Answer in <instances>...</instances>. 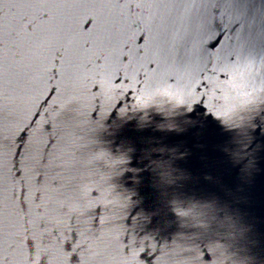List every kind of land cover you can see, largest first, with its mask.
Returning <instances> with one entry per match:
<instances>
[{
  "label": "water",
  "instance_id": "95a60500",
  "mask_svg": "<svg viewBox=\"0 0 264 264\" xmlns=\"http://www.w3.org/2000/svg\"><path fill=\"white\" fill-rule=\"evenodd\" d=\"M119 3L126 8L125 0ZM157 4L174 7L168 10ZM185 10L187 22L174 26L172 19ZM142 16L132 18L135 24L123 22L132 25L126 36L119 37L128 39L121 49L125 54L135 48L129 39L133 33L145 37L137 36L138 46H148L129 56L131 65L121 56L127 71L110 75L114 53L108 49L103 50L110 55L107 67L104 60L100 67L92 62L101 47L83 52L74 46L66 53V70L73 78L69 83L96 88L91 104L92 111L99 106L97 115L91 114L87 96L76 111L75 104L66 106L53 89L46 96L47 86L37 81V99L28 106L24 122L29 123V136L31 127L39 130L40 149L48 140L41 162L51 160L48 154L56 144L66 143L79 177V192L69 194L73 203L68 211L86 217L90 207L99 205V211L90 210L93 227H98L103 213L115 241L126 236L129 244L145 249L143 261L137 254L130 264H264V0H143ZM155 39L162 50L168 49L171 59L155 63L161 51L153 48ZM145 52L152 57L148 62ZM237 72L243 73L239 82L246 88L261 91L251 103L230 113L225 123L216 112L223 107L224 90L230 89L231 76ZM5 79L0 59V97ZM8 88H12L10 79ZM163 90L174 96L163 95ZM143 96L150 97L146 105L141 103ZM177 97L182 103L176 102ZM117 101V108L108 107ZM0 133L7 134L2 124ZM26 140L23 131L16 137L17 154L9 155V167L12 159L14 164L21 159ZM31 168L29 191L33 195L39 191L40 198L29 207L33 213H47L48 223L36 229L40 240L30 252L31 260L23 264H40L42 259L56 264L53 233L63 240L70 232L57 231L50 221L56 215L58 177L53 167L39 163V153ZM11 188V179L0 170V208L6 189ZM19 191L17 183V195ZM94 231L89 220V232ZM90 239L86 232L81 264H95L86 259L93 251L87 243ZM166 253L181 258L162 262Z\"/></svg>",
  "mask_w": 264,
  "mask_h": 264
},
{
  "label": "snow or ice",
  "instance_id": "6c2138e0",
  "mask_svg": "<svg viewBox=\"0 0 264 264\" xmlns=\"http://www.w3.org/2000/svg\"><path fill=\"white\" fill-rule=\"evenodd\" d=\"M125 2L126 8L120 5L119 0H0V59L4 62L6 78L5 88L0 97V124L7 131V134L0 133V170L5 171L12 181V188L10 191L6 189L3 208H0V260L3 264H23L25 260L30 261V252L40 240L39 231L36 229H43L48 223L47 213L41 214L38 211L33 213L29 207L35 199L40 198L39 191L35 195L29 191L32 179L31 164L36 161L37 153H39V163L42 166L53 167L58 177V180L54 181L56 182V215L52 216L50 221L57 225V231L70 229V232H65L63 240L55 232L53 233L56 240L53 259L56 264H81L79 253L84 248L86 232L92 237L87 243L93 249L86 257L87 260L95 264L106 260L130 264L137 259L138 254L139 260L143 261L140 257L145 249L140 251L138 245L129 244L126 236L120 242L115 241L110 234L111 222L103 213L98 216V227H93L94 217L90 214V210L99 211L97 207L99 205L90 207L86 214L87 218L68 211L73 203L68 196L73 192H79L77 187L79 177L74 173L72 161L65 151L66 143L56 144L48 154L51 160L42 164V153L48 140L40 149L37 145L39 130L31 127L32 135L29 136L27 127L29 123L24 122V114L27 113L28 106L37 99L34 93L38 80L47 86L46 96L49 90L53 89L56 97L63 98L66 106L75 104L76 111H80L87 96L90 98L88 102L91 105V114L99 113V106L92 111L91 104V97L96 93V88L92 86L82 88L69 83L73 78L69 77L66 70L68 63L66 53L74 46L83 52L101 47V53L97 54L92 62L96 67H100L99 61L104 60V67H107L110 64V55H104L103 50L108 49L110 54L114 53L110 75L115 76L120 70L127 71L121 56L131 65L133 61L129 56L133 53L138 54L141 49H147L148 46L143 44L138 46L137 36L141 40L145 37L133 33L129 39L135 44V48L130 49L129 54L121 50L122 47H127L128 39H119V37L126 36L132 26L123 22L132 20V24H135L136 20L132 19L133 17L143 18V0H125ZM173 7L174 5L171 4H157V8L170 10ZM151 16L153 19L152 14ZM182 22H187L186 10L172 19L174 26ZM156 39L153 48L159 47ZM165 57L171 59V54L168 49H161L155 58V63H160ZM151 59L148 52H145V62ZM9 79L12 82L11 89L8 88ZM201 86L206 85L202 82ZM118 102L120 101L114 106L109 104L108 107L113 110L117 108ZM199 103L203 104V98ZM32 117L33 114L31 119ZM35 122L33 121L34 124ZM22 131L27 133L24 151L20 154L21 159L15 164L13 159L11 160L9 167V155L13 158L17 154L15 140ZM35 182L40 184V178L37 177ZM17 183L20 187L19 195L16 193ZM92 195L95 196L96 193L93 192ZM107 211L104 209V213ZM89 220H91V228L96 231L89 232ZM185 254L189 255V253L182 255L187 256ZM180 258V256L170 257L166 253L160 259L163 262L166 259ZM40 264H45L43 259Z\"/></svg>",
  "mask_w": 264,
  "mask_h": 264
},
{
  "label": "clouds",
  "instance_id": "9594fccd",
  "mask_svg": "<svg viewBox=\"0 0 264 264\" xmlns=\"http://www.w3.org/2000/svg\"><path fill=\"white\" fill-rule=\"evenodd\" d=\"M242 79H243L242 72H237L233 74L229 81L231 85L230 89L224 90V94L222 98L224 99L225 103L223 107L216 112V116L217 118H222V121L225 123H227L226 118L229 116L230 113L234 112L238 106L243 107L251 103L255 94L261 91L260 87H256L254 89L246 88L242 83L239 82L242 81ZM162 94L170 97L174 96V94L169 92L168 90H163ZM149 100H150L149 96H143L141 99V103L146 105L149 102ZM176 102L180 104L182 103V100H180L177 97ZM0 264H3L2 260H0Z\"/></svg>",
  "mask_w": 264,
  "mask_h": 264
}]
</instances>
